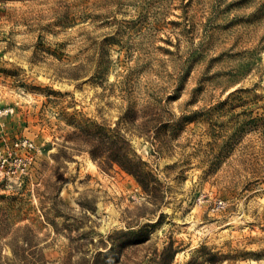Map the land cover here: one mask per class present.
I'll return each instance as SVG.
<instances>
[{
	"label": "rangeland",
	"instance_id": "obj_1",
	"mask_svg": "<svg viewBox=\"0 0 264 264\" xmlns=\"http://www.w3.org/2000/svg\"><path fill=\"white\" fill-rule=\"evenodd\" d=\"M21 138L0 264H264V0H0Z\"/></svg>",
	"mask_w": 264,
	"mask_h": 264
},
{
	"label": "built area",
	"instance_id": "obj_2",
	"mask_svg": "<svg viewBox=\"0 0 264 264\" xmlns=\"http://www.w3.org/2000/svg\"><path fill=\"white\" fill-rule=\"evenodd\" d=\"M32 145L27 138L16 139L10 144L4 142L0 145V178H4L11 184L28 174L32 155L26 152L25 148Z\"/></svg>",
	"mask_w": 264,
	"mask_h": 264
}]
</instances>
